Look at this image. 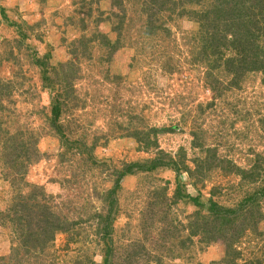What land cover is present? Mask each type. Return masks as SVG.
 I'll use <instances>...</instances> for the list:
<instances>
[{
  "label": "rangeland",
  "instance_id": "1",
  "mask_svg": "<svg viewBox=\"0 0 264 264\" xmlns=\"http://www.w3.org/2000/svg\"><path fill=\"white\" fill-rule=\"evenodd\" d=\"M236 1L0 0V264H264V2Z\"/></svg>",
  "mask_w": 264,
  "mask_h": 264
},
{
  "label": "trees",
  "instance_id": "2",
  "mask_svg": "<svg viewBox=\"0 0 264 264\" xmlns=\"http://www.w3.org/2000/svg\"><path fill=\"white\" fill-rule=\"evenodd\" d=\"M154 3H156L157 4V2H158V0H152ZM163 1V3H171L172 2V0H162ZM195 1H198V0H195ZM232 1H234V2H237L236 0H232ZM262 1L260 0L259 1V3H261ZM263 2H264V0H263ZM157 6V5H156ZM146 8H148V9H150V7H149V5H146ZM156 8V7H155ZM151 27H153V26H151ZM150 28V27H149ZM152 32V30H149V33H151ZM97 39H100V38H102V41L100 42L101 44H104V48L105 49H108L109 50V56H111L110 57V60H109V63L111 62V60H112V57L114 56V54H115V52H117L118 50H119V48H120V42L118 41V40H116V41H111L110 39H108L107 38V36H105V35H103V34H101V33H98V36L96 37ZM96 41V40H95ZM256 59H259V58H257L256 57ZM137 59H133V62H135ZM138 62H139V60H137ZM230 61H232V63L234 62V60L232 59V60H230ZM254 63H257V61H254ZM132 66H134L133 64H132ZM257 69H261V67H259V68H257ZM59 80L57 79V80H55V81H53V83H56V84H54L55 86H54V88H58V90H59V88H60V86L58 85V84H60L59 82H58ZM47 82H49V80L47 79ZM63 82V81H62ZM53 83H50V85L51 84H53ZM67 86V85H66ZM68 87V86H67ZM72 92H74V90H72V91H68V90H66L65 88H64V85H62L61 86V92L59 93V95L61 96V98L62 97H64V99H63V101H61V100H57V105L50 111L51 112V116H50V118L53 120V124H54V126H56L57 128H58V132H59V134H61L62 136H64V134L66 133V127H65V125L63 124V123H65V122H61V117L64 115V114H69V113H71V112H73V110H68V111H63L64 109H63V106L65 105L64 103L67 101V100H69V99H72L73 101H75L76 100V98L74 97L75 95H70ZM63 102V103H62ZM70 111V112H69ZM135 121H138V123H145V119L143 118V116H139V115H137V120H135ZM134 121V122H135ZM58 123H62L61 125L59 124V126H58ZM137 123V122H136ZM146 132V131H145ZM145 132L142 134L141 132H139V131H133V137L136 139V142L138 143V144H144V145H146L147 146V149H150V147H152V148H157V141L156 140H153V139H151L150 137H148V136H146L145 135ZM132 134V133H131ZM214 158H215V155H214ZM160 160V159H159ZM160 163H158V162H153L152 164H151V166H149V167H141L140 165H137V163H130V164H128V165H126V169L124 170V172L122 173V176H125V175H127V174H131L132 173V169L134 168V167H139V169L141 170V171H143V173H150V172H153L154 170H156L160 165H159ZM173 165H167L168 167H170V168H172V169H174V171H176V172H181L180 170H181V168H179L178 166H176V163H172ZM181 164H183L182 165V168L184 169V170H186V167H185V165H184V163H183V160H182V163ZM176 169V170H175ZM232 169H234V170H236L235 168H232ZM204 170V168L203 167H201L200 168V173H202V171ZM187 171V170H186ZM237 171V170H236ZM188 173H193L191 170L188 172ZM181 180V179H180ZM163 192L161 193V194H159V196H157V199H158V201H165V199L167 198V196H166V189H163L162 190ZM174 197H175V200L176 201H182V200H184V199H192V196L191 195H188L187 193H185L184 191H182V184H181V182H179V184H178V186L176 187V192H175V194H174ZM193 200L195 201L196 199L195 198H193ZM20 204H24V203H16V205H15V208H14V212L17 214L19 211H20V213L18 214V216H19V218H14L13 219V221L15 222V224H16V226L17 227H20V226H22V225H25V221H24V219L27 217V216H29L31 213H29V211H28V209L26 208V205H22L24 208H18V206L20 205ZM27 212V214L26 215H24V214H22V212ZM6 218H9V215H6ZM4 219V218H3ZM46 223L47 224H52V222L50 223V221H46ZM174 224V223H173ZM164 225H165V223H164ZM60 226V225H59ZM48 228V229H53V231L51 230H49L48 231V229H45V228ZM43 228H44V231H48L49 232V234H47V235H44V236H47L48 237V240H45L44 242H42V245H44V246H46L49 242H51V241H53L54 240V236H55V234L56 233H58V232H60L61 230H62V228L63 227H58V226H53V225H51V226H49V225H47V226H44ZM171 230H173L171 227H167L166 228V230L164 229H162V232H164L165 234L166 233H170L171 232ZM176 230H177V233H178V231H180L181 229L180 228H176ZM22 235H26L27 233L26 232H22L21 233ZM180 234H181V231H180ZM27 236H29V233L26 235V237ZM166 236H168V234H166ZM40 237V236H39ZM191 239H189V241H190ZM187 241H188V239H187ZM182 247V249L185 247V245H184V241L180 244ZM159 246H160V248H158V249H160V250H163L162 248H166L167 247V243L166 242H164V244L163 243H161V244H159ZM15 248V247H14ZM27 251V253L28 254H31V251H30V249H27L26 250ZM1 261H3L2 260V257H0V262ZM9 261H10V258H9ZM157 264H160V262H157ZM260 264V263H259Z\"/></svg>",
  "mask_w": 264,
  "mask_h": 264
}]
</instances>
